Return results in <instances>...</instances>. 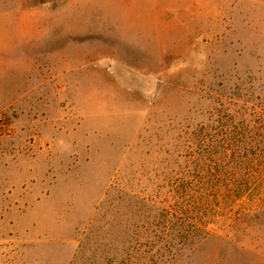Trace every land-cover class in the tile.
Returning <instances> with one entry per match:
<instances>
[{
	"label": "rangeland",
	"instance_id": "374dc122",
	"mask_svg": "<svg viewBox=\"0 0 264 264\" xmlns=\"http://www.w3.org/2000/svg\"><path fill=\"white\" fill-rule=\"evenodd\" d=\"M0 264H264V0H0Z\"/></svg>",
	"mask_w": 264,
	"mask_h": 264
}]
</instances>
